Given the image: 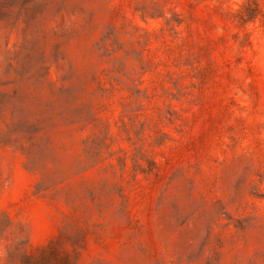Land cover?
<instances>
[{"label": "rangeland", "instance_id": "374dc122", "mask_svg": "<svg viewBox=\"0 0 264 264\" xmlns=\"http://www.w3.org/2000/svg\"><path fill=\"white\" fill-rule=\"evenodd\" d=\"M0 264H264V0H0Z\"/></svg>", "mask_w": 264, "mask_h": 264}]
</instances>
